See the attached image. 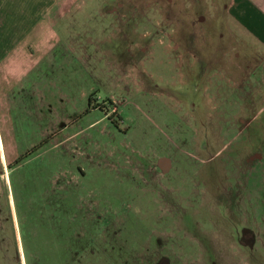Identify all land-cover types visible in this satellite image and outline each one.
<instances>
[{"label": "rangeland", "instance_id": "rangeland-1", "mask_svg": "<svg viewBox=\"0 0 264 264\" xmlns=\"http://www.w3.org/2000/svg\"><path fill=\"white\" fill-rule=\"evenodd\" d=\"M154 14L143 15L154 20ZM111 19L94 10L73 12L61 32L72 47H85L72 63L81 64L82 73L71 77L77 83L71 109L86 105L74 101L84 90L91 104L111 99L110 119L87 128L91 115L72 117L68 142L59 138L64 131L42 138L37 124L13 123L16 157L35 149L8 168L13 160L4 163L0 154V264H24L20 242L29 243L33 234L51 248L43 264H64L58 250L71 251L73 264H159L162 257L165 264H264V106L244 102L264 89V69L243 67L238 75L209 65L223 58L208 59L218 37L195 27L184 28V48L200 59L182 74V56L164 50V38L151 35L145 52L131 50V42L101 32ZM119 19L142 17L130 11ZM117 59H124L120 69ZM6 147L0 133V152ZM161 156L175 180L162 185L167 193L149 181L161 178ZM237 156L247 158L241 190L239 178L230 183L229 174L218 181L221 167L220 178L211 174ZM187 163L199 165V176L183 171ZM240 225L252 240L244 249L235 245Z\"/></svg>", "mask_w": 264, "mask_h": 264}, {"label": "crops", "instance_id": "crops-1", "mask_svg": "<svg viewBox=\"0 0 264 264\" xmlns=\"http://www.w3.org/2000/svg\"><path fill=\"white\" fill-rule=\"evenodd\" d=\"M185 1L188 3L184 4V0H0V133L7 140L6 149L0 152L1 161L9 162L18 154L12 142L13 123L37 124V135L42 138L64 131L59 138L68 142L74 132H65V128L69 125L71 128L73 118L91 115L87 128L105 118L101 110L90 106L92 95L84 90H78L74 101H85L86 105L71 109L72 88L77 85H73L71 77L82 73L81 64L73 68L72 63L81 60L85 52V47H72L69 37L62 35L73 12L94 10L113 18L101 32L108 29L106 33L114 40L131 42L130 49L134 51L145 52L146 40L151 35L164 38V50L182 56L178 65L182 74L194 69V62L200 59L193 52L186 53L184 48L189 37L184 35V28L195 27L210 29L218 37L209 47L208 59L217 53L223 58H216L218 62L210 59L209 65L217 64L221 71L238 75L245 73L243 67L253 65L255 70L264 69V0ZM130 11L142 19L131 22L119 19L122 13ZM146 11H155L157 17L146 18L143 15ZM225 44L237 47L226 49ZM123 62L124 59L115 64L120 69ZM244 102L247 107L258 104L262 108L264 89L255 90ZM239 120H243L242 116ZM75 132L80 134L81 129Z\"/></svg>", "mask_w": 264, "mask_h": 264}, {"label": "flooded vegetation", "instance_id": "flooded-vegetation-1", "mask_svg": "<svg viewBox=\"0 0 264 264\" xmlns=\"http://www.w3.org/2000/svg\"><path fill=\"white\" fill-rule=\"evenodd\" d=\"M109 104L112 105L111 102H110V100H108V99H105V100L102 99V102L100 104H98V103L96 105L91 104L90 106L91 107L96 106L99 110H101L105 114L106 119H110V116H109L108 111H107ZM218 150L220 151L221 148H219ZM218 150H216V151H218ZM216 151L213 154H215ZM161 157L163 158V159H161L162 162L160 163V165H157L156 166L157 167V171L161 175V178L160 179H157V180H151V176H150L149 177V181L152 182L155 186L158 183H161V185L159 186V188H161L162 192L167 193L168 190L165 189L167 187H163L162 185L163 184L164 185L166 184L168 186L169 184L174 183L175 180H174V175L173 174H172L173 177L172 176H168V174L172 170L171 169V163H170L169 159H167L164 156H161ZM242 159H243V162H242ZM238 160H240L241 163L240 162L238 163ZM246 160H247L246 157H241V156L239 157V156H237L236 159L233 160L234 163L228 164V165H223L222 164L218 168L214 169L212 171V173H211L213 175L212 177H215V178L218 177V178H220V176L218 174L220 173L219 172V170H220L219 168L221 167L222 174H223V177L224 178L221 177L222 179H220L218 181L221 182V181L225 180L226 179L225 174L226 175L229 174L230 176H232V178H230V181H228V182H230V183H236L237 182V178H239V184H240V190H241L242 187H244L246 185V181H247L246 180V177H245V174L247 173V171H246L245 167L243 168V165H244V163H245ZM198 166L199 165H194V164H190V163L188 164L187 163L186 165H183L182 167H183V171H186V172H188L187 171V167L190 168L191 169V175L197 177V175L199 176ZM173 171H175V170H173ZM206 177H207L206 175L205 176H203V175L201 176L203 182H205ZM241 198H242V195H241ZM170 204H171V206L173 208L179 207L178 205H176L173 202H170ZM178 211H179V213H181L180 207L178 208ZM248 234H249V230L247 229V227L244 226V225L243 226L240 225L239 228L236 229V231H235V235H234L235 245L238 246V247H242V248H243V246H246V245L251 246L252 240H248Z\"/></svg>", "mask_w": 264, "mask_h": 264}, {"label": "trees", "instance_id": "trees-1", "mask_svg": "<svg viewBox=\"0 0 264 264\" xmlns=\"http://www.w3.org/2000/svg\"><path fill=\"white\" fill-rule=\"evenodd\" d=\"M34 149L35 147L33 146L32 148L28 149L23 154L15 157L11 163L6 164V167L8 168L10 167V165H14L18 163L19 161L23 160L28 154L34 151ZM42 236L39 235V237H37V235L33 234L32 239L30 238L29 243L20 242L21 243V253H22L21 256L23 258L24 264H43L47 262L46 259H44V256L52 255L51 248L49 244L47 243V239L46 238L43 239ZM38 240L45 243V246H42L41 248L37 244ZM58 251L62 253L64 256V259H63L64 264H73L72 259H74V257L70 256L72 254L71 251H65V250L64 251L58 250ZM17 258H18V254L16 253V259ZM18 263L20 264L19 259H18ZM49 263L50 262H48V264Z\"/></svg>", "mask_w": 264, "mask_h": 264}, {"label": "water", "instance_id": "water-1", "mask_svg": "<svg viewBox=\"0 0 264 264\" xmlns=\"http://www.w3.org/2000/svg\"><path fill=\"white\" fill-rule=\"evenodd\" d=\"M159 264H165V259H163V257L159 260Z\"/></svg>", "mask_w": 264, "mask_h": 264}]
</instances>
